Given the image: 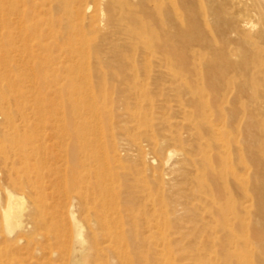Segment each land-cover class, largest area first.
I'll return each mask as SVG.
<instances>
[{"label":"rangeland","instance_id":"rangeland-1","mask_svg":"<svg viewBox=\"0 0 264 264\" xmlns=\"http://www.w3.org/2000/svg\"><path fill=\"white\" fill-rule=\"evenodd\" d=\"M255 14L249 17L253 33L264 27V17ZM89 22L78 29L89 35ZM88 35L92 56L81 63L90 66L77 89L29 94L32 105L47 107L49 119L66 126L29 131L31 137L42 134L47 144L29 167L17 157L5 162L0 154V251L6 255L0 254V264H70L63 233L37 228L32 216H76L87 240L97 234L107 250L91 248L85 264H264L255 170L247 154L248 168L236 159L234 151L242 146L237 139L231 136L229 148L223 147L217 133L221 106L217 92L204 85L205 68L171 72L154 46L133 57L134 63L122 60L128 68L110 53L98 64L94 50L101 40ZM201 51L206 62L210 55ZM5 127L0 114V130ZM60 136L66 137L62 147ZM9 191L24 196L27 207L13 228L4 218ZM222 206L238 216H218ZM89 216L121 217L126 261Z\"/></svg>","mask_w":264,"mask_h":264},{"label":"bare ground","instance_id":"bare-ground-1","mask_svg":"<svg viewBox=\"0 0 264 264\" xmlns=\"http://www.w3.org/2000/svg\"><path fill=\"white\" fill-rule=\"evenodd\" d=\"M254 14L264 17V0H0V114L6 125L0 130V139L12 143L0 145V154L5 162L17 157L29 167L47 148L42 134L31 137L29 131L46 124L55 130L66 126L59 118L54 122L49 119L53 113L47 107L36 101L32 105L29 94L49 87L77 89L78 77L90 66L81 59L92 56L88 44L92 37L78 26L84 27L89 19V35L97 33L102 43L94 50L98 64L110 53L126 68L122 60L134 63L133 57L149 54L154 46L153 51L162 56L161 65L171 72L185 69L197 73L198 64L205 68L208 77L204 85L217 92L221 106L223 127L217 133L223 136L226 150L231 136L242 144L234 154L241 164L247 167L248 161L255 170L256 196L263 214L264 27L252 32L254 24L249 17ZM100 29L108 32L99 36ZM103 43L111 47L104 48ZM215 44L220 45L216 48ZM196 46L201 49L196 50ZM201 50L210 55L206 62ZM72 107L75 113V105ZM59 138L62 147L66 137ZM8 201L4 218L13 228L20 224L26 206L24 196L11 191ZM216 214L238 216L234 208L223 206ZM60 217L32 216L37 228L63 233L60 239L68 244L70 264L88 262L91 248L107 250L108 246L100 247L97 234L90 240L84 237V227L76 216ZM89 217L104 231L109 246L126 261L121 217ZM0 254L6 256L2 250ZM3 262L15 264L10 259Z\"/></svg>","mask_w":264,"mask_h":264}]
</instances>
